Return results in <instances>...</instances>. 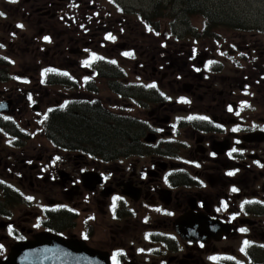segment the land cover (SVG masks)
<instances>
[{"label":"flooded vegetation","instance_id":"flooded-vegetation-1","mask_svg":"<svg viewBox=\"0 0 264 264\" xmlns=\"http://www.w3.org/2000/svg\"><path fill=\"white\" fill-rule=\"evenodd\" d=\"M132 12L0 0V263L49 233L108 264H264V28L155 31L154 51ZM96 118L132 141L60 130Z\"/></svg>","mask_w":264,"mask_h":264},{"label":"rangeland","instance_id":"rangeland-1","mask_svg":"<svg viewBox=\"0 0 264 264\" xmlns=\"http://www.w3.org/2000/svg\"><path fill=\"white\" fill-rule=\"evenodd\" d=\"M159 0H124V5L128 7H133L134 12H144L146 11V46L150 44V49L157 51L159 43L154 40L157 35H153L155 31H165V30H184L183 39L190 42L192 34L194 33L192 29L195 30L209 28L207 25L208 20L214 19L218 21V24L210 29H219L221 31L228 30L225 36L232 41L240 40L241 26H245L247 29H255L259 26L264 28V0H200L205 4H200L199 0H171L172 3H165L160 6L156 11V3ZM161 2V0H160ZM188 2V4H187ZM194 2V3H191ZM199 2V4H198ZM190 3V5H189ZM106 5V2H103ZM192 7L193 13H190L189 6ZM201 7L203 10L208 11V14H204L198 8ZM136 10V11H135ZM139 30L140 27H139ZM150 32V33H149ZM243 34V33H242ZM189 37V39H188ZM253 37V38H251ZM245 39H258V36H253L252 33H247ZM261 39H264L263 36ZM203 40L207 41L208 37ZM148 48L146 47V52ZM20 61L31 60L34 61V56L30 51H23L19 53ZM21 71H18L20 73ZM186 82H189L186 79ZM104 98L110 97L104 93ZM98 124H104L101 118H96V122L88 126L90 129L96 128ZM131 131V130H130ZM135 130H132L134 134ZM128 137L127 140L121 139L120 142L128 143L132 141ZM38 146L40 148H46L48 145L47 139L37 138Z\"/></svg>","mask_w":264,"mask_h":264},{"label":"water","instance_id":"water-1","mask_svg":"<svg viewBox=\"0 0 264 264\" xmlns=\"http://www.w3.org/2000/svg\"><path fill=\"white\" fill-rule=\"evenodd\" d=\"M152 140V139H150ZM108 264L102 252L83 242H70L49 233L38 236L34 242L13 248L12 254L0 264Z\"/></svg>","mask_w":264,"mask_h":264},{"label":"trees","instance_id":"trees-1","mask_svg":"<svg viewBox=\"0 0 264 264\" xmlns=\"http://www.w3.org/2000/svg\"><path fill=\"white\" fill-rule=\"evenodd\" d=\"M172 1L166 0L165 3L169 2V4H171ZM165 3L163 0H161V2L159 0L156 3L155 10L157 11L158 8L164 5ZM191 3H194V2H191ZM89 123L92 124L94 122L89 121ZM98 125H99L98 129L95 131V129H90L88 126L82 129L80 128V126H78L77 124L73 122L70 124V127L68 129H60V130L62 133L68 132V134L70 135V139L72 140L84 139L86 142L93 143V144H98L99 142H101L100 147L107 152L111 151L112 145H116V143H120L121 139L127 140L128 137L132 136V132H131L132 129H114L109 125L108 126L104 124H98ZM121 143H124V141Z\"/></svg>","mask_w":264,"mask_h":264},{"label":"bare ground","instance_id":"bare-ground-1","mask_svg":"<svg viewBox=\"0 0 264 264\" xmlns=\"http://www.w3.org/2000/svg\"><path fill=\"white\" fill-rule=\"evenodd\" d=\"M187 4H188V2H187ZM198 4H199V2H198ZM189 5H190V3H189ZM190 7V13H193L192 12V10H194L192 7H197V6H193V5H191V6H189ZM199 10H201L204 14H208V11H205V10H203L201 7H199L198 8ZM215 22H216V24H215ZM218 24V21H215L214 19H209L208 20V23H207V25L209 26V27H214V26H216Z\"/></svg>","mask_w":264,"mask_h":264},{"label":"snow or ice","instance_id":"snow-or-ice-1","mask_svg":"<svg viewBox=\"0 0 264 264\" xmlns=\"http://www.w3.org/2000/svg\"><path fill=\"white\" fill-rule=\"evenodd\" d=\"M11 2H13V3H15L16 2V0H11ZM0 15H2V13H0ZM109 38H111V37H109ZM45 39H47V38H45ZM154 86V85H153ZM232 109L231 108H229V111H231ZM234 131H235V129H234ZM233 173H229V175H232ZM233 191H236V189H233ZM243 207V206H242ZM247 243V242H246Z\"/></svg>","mask_w":264,"mask_h":264}]
</instances>
